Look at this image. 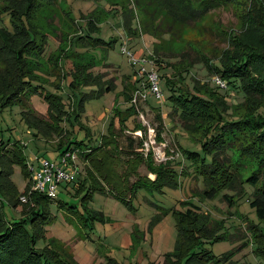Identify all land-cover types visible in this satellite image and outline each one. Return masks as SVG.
<instances>
[{"label":"rangeland","instance_id":"obj_1","mask_svg":"<svg viewBox=\"0 0 264 264\" xmlns=\"http://www.w3.org/2000/svg\"><path fill=\"white\" fill-rule=\"evenodd\" d=\"M11 1L3 2L9 4ZM177 8L189 17L173 14V9ZM27 19L32 37L24 53V61L35 72L37 61L42 62V68L48 74L40 73L48 79L44 80L45 83L43 81L44 87L61 95L66 105L73 104L72 97L79 96L68 85L72 79L71 71H74L72 66L82 74L88 73L92 79L100 74L113 79L114 86L109 92L85 99L81 106L79 102L75 103L74 113L62 122L71 140H84L88 144L97 142L106 132L114 108H130L131 103L124 101L122 96V75L136 80V86L139 83L145 85L141 86L145 97L136 96L134 106L138 115L130 124V129L139 124L144 131L131 132L128 128L125 134L138 137L135 138V146L140 140L144 141L136 151L153 150L156 162L170 158L178 171L185 166L191 170L190 162L183 159L180 148L200 152L201 144L183 130L177 116L171 118L168 115L172 109L169 95L175 91L168 86L165 76L172 77L174 81L183 80L179 84L181 90L192 91L194 85L201 97L212 102L222 101L224 108L228 106V119L242 116L260 103L261 112H264V96L243 95L237 86L233 87L226 81L224 86H219L212 79L216 74L207 72L211 70L210 63L222 61L226 64L231 57L239 55L245 48L244 42L264 52L262 0H189L188 3L179 0H39L37 9ZM11 24L9 14L0 10V30L11 32ZM0 49L13 47L0 46ZM38 49H42L41 52L37 53ZM13 66L14 57L0 53V75H6L9 83L0 82V97L18 84L14 80ZM140 66L145 69L142 76L137 73ZM151 71L157 75L161 98L146 86V74ZM63 74L65 78H62ZM81 88L89 91L93 87ZM26 95L25 103L30 109L17 102L0 107V137L17 142L27 164L35 165L37 158L57 161L59 149L57 137L50 129L52 121L48 120V104L40 95ZM159 117L164 120L161 125ZM209 123L210 120H206L202 126ZM228 135L224 139L230 137V133ZM229 141L233 150L232 161L237 164L240 177L245 179L258 168L252 160L247 161L245 155L238 153L233 137ZM9 165V178L15 190L24 195L28 178L23 176L21 164L12 162ZM78 167L83 177L80 159ZM259 170L257 186L264 180V169L260 167ZM137 171L141 175L148 173L144 165H140ZM149 176L153 177L150 173ZM179 182L178 188L164 187L153 195L139 189L134 199L135 209L97 191L82 202L85 189L77 191L76 182L62 184L55 198L77 205L86 220L79 229L64 218L60 206L52 203V221L43 226L45 235L63 243L58 249H64L66 245L69 257L77 264H164L165 255L172 250L175 241V221L168 213L154 222L157 211L150 203L180 209L181 201L190 199L200 205L203 212L210 213L213 219L223 218L225 221L216 234L227 236L209 240L206 245L216 255L231 253L222 264H257L258 258L250 244L238 248L240 239L247 235V224L257 221L248 204L252 188L247 185L246 192L237 198L233 196L235 200L227 206L222 195L202 201L197 199L195 191L203 189L201 179L181 177ZM1 209L5 220L22 217L20 206L13 208L5 203ZM88 212L92 214L88 216ZM209 217V223L213 222ZM136 228L142 236L137 249H134L131 243ZM232 233H236L235 236H229Z\"/></svg>","mask_w":264,"mask_h":264},{"label":"trees","instance_id":"obj_2","mask_svg":"<svg viewBox=\"0 0 264 264\" xmlns=\"http://www.w3.org/2000/svg\"><path fill=\"white\" fill-rule=\"evenodd\" d=\"M3 1L8 0H2L3 5L0 6V10L9 14L12 31L0 30V46H12L13 49H0V53L14 57L13 71L16 75L13 76L18 84L0 97V107L17 102L30 109L25 103L28 97L26 94L42 96L48 104V120L52 121L50 129L54 137H57L59 155L69 150H75L78 159L83 162V177L79 172L77 179L72 182H76L77 191L85 189L81 201L83 202L91 197L94 191H97L110 195L123 205L135 209L134 199L139 189L153 195L154 192H161L164 187L178 188L180 178L189 177L202 180L203 189L195 191L197 192L195 196L199 201L222 195L227 206H231L235 198L246 192L248 185L252 188L248 204L257 221L247 224V235L246 237L244 235V239H240L238 248L250 244L258 262L264 263V180L260 186H257L260 179L259 168L264 169L262 103L257 104L242 116L228 119L226 116L228 106L224 108L222 101L212 102L210 99L201 97L194 85L192 91L181 90L179 84L183 80L174 81L172 77L165 76L166 83L175 91L169 95L172 109L168 115L171 118L174 115L177 116L183 130L193 139H198L201 144L200 152L180 148L183 159L190 162L191 170L189 171L188 166H185V169L181 168L178 171L170 158L156 162L153 150L136 151V147H142L144 141L140 140L135 146V138L138 137L125 134V131L130 129L135 115H138L135 111V103L132 102L134 94L144 90L141 86L145 85L139 83L136 86V80L122 75V96L124 101L131 103L130 108L125 110L114 108L106 132L100 135L97 142L88 144L84 140H71L69 132L63 128L62 122L67 120L68 115L74 113L77 107L75 103L79 102V106H81L85 99L99 97L104 92H109L114 86L111 81L113 79L105 78L104 74L95 75L92 79L88 73L82 74L72 66L74 71H71L72 79L68 85L77 91L79 96L72 97L73 104L66 105L61 95L51 93L44 87V80L48 79H44L40 73L45 76L48 74L43 70L42 62L37 61V72H35L24 61V53L32 37L31 29L27 25V18L37 9L39 0H12L9 4ZM179 1L188 3L189 0ZM36 2L37 5H35ZM182 9L177 8L178 11L173 9V14H179L181 18L189 17L183 14ZM96 40L102 42L98 38ZM243 45L245 48L239 55L231 57L226 64L222 61L210 63L211 70L207 72L216 74L215 76L233 87L237 86L236 88L243 95L263 97L264 52L256 50L246 42ZM41 50L38 49L37 53ZM65 77L66 75L63 74L62 78ZM5 81L8 83V77L0 75V82ZM147 83L146 86L149 87L150 84ZM82 86L93 88L83 91ZM133 115L134 117L131 119ZM206 120H210L211 123L202 126ZM163 121L162 117L158 118L159 125ZM141 129L144 131V128L137 124L130 131L135 132ZM199 130L201 133H198ZM229 133L230 137L235 140L238 153L245 155L247 161L252 160L258 168L247 175L245 179L240 177L239 168L232 161L233 150L230 146V137L224 139V136H229ZM12 162L21 164L23 176L29 181L27 190L23 192L26 198L25 202L19 199L21 194L16 192L9 178V164ZM140 165L146 167L147 174L138 173L137 168ZM149 173L153 177H150ZM31 185V173L19 144L0 137V264H77L69 257L66 245L63 247L64 249H58L57 247H62L63 243L45 235L43 226L52 221L50 216L52 203L60 206L63 209L64 218L68 222L74 223L79 229L86 219L77 205L68 204L57 198H49L44 193L30 190ZM224 191L232 193L228 194ZM233 196H235L234 199ZM5 203L13 208L20 206L22 217L18 220H5L1 209ZM150 204L157 211L154 222L162 219L168 213L172 214L175 221V241L172 250L165 255L164 264H222L230 257L231 253L216 255L206 247L209 240L215 241L227 236L226 234H216V231L223 227L225 222L223 218L213 219L210 213L203 212L200 205L190 199L182 200L180 209H176L174 206L164 207L152 202ZM91 214L92 212H88V216ZM208 217L213 222L209 223ZM235 234L232 233L229 236L232 237ZM141 236L136 228L132 234V248L137 249ZM111 263L109 262V264Z\"/></svg>","mask_w":264,"mask_h":264},{"label":"built area","instance_id":"obj_3","mask_svg":"<svg viewBox=\"0 0 264 264\" xmlns=\"http://www.w3.org/2000/svg\"><path fill=\"white\" fill-rule=\"evenodd\" d=\"M137 62V61H136ZM135 63V62H133ZM142 65V63H140ZM138 75L142 76L145 73L143 66H140ZM147 73V72H146ZM147 80L150 84L149 90L157 98H161V93L158 88L157 75L154 72L147 73ZM219 86H224L225 82L218 76L212 78ZM136 96L145 97V93L137 91L134 94L132 102H136ZM38 165L34 166L32 163L27 164L31 173L32 185L30 190L46 194L49 198H55L58 189L62 184H70L76 180L79 173L78 154L75 150H69L59 155L57 161H49L47 159H37ZM19 199L26 201L25 195H20ZM257 264H264L258 262Z\"/></svg>","mask_w":264,"mask_h":264},{"label":"crops","instance_id":"obj_4","mask_svg":"<svg viewBox=\"0 0 264 264\" xmlns=\"http://www.w3.org/2000/svg\"><path fill=\"white\" fill-rule=\"evenodd\" d=\"M38 159V158H37ZM33 164V163H32ZM34 165V164H33ZM38 165V161H36V164L34 166H37ZM77 177V176H76Z\"/></svg>","mask_w":264,"mask_h":264}]
</instances>
